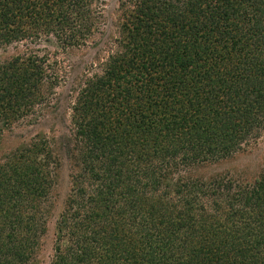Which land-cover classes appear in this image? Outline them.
<instances>
[{
    "label": "trees",
    "instance_id": "trees-1",
    "mask_svg": "<svg viewBox=\"0 0 264 264\" xmlns=\"http://www.w3.org/2000/svg\"><path fill=\"white\" fill-rule=\"evenodd\" d=\"M102 3L0 0V48H23L0 56V140L43 116L59 79L29 45L86 44ZM117 11L66 129L21 135L0 160V264H34L61 156L49 264H264V156L250 180L191 174L264 130V0H117Z\"/></svg>",
    "mask_w": 264,
    "mask_h": 264
},
{
    "label": "rangeland",
    "instance_id": "rangeland-1",
    "mask_svg": "<svg viewBox=\"0 0 264 264\" xmlns=\"http://www.w3.org/2000/svg\"><path fill=\"white\" fill-rule=\"evenodd\" d=\"M103 24L100 32L84 45L78 47H58L50 38L49 42L40 41L29 45L38 54L45 53L49 60L55 61L58 68V81L52 88L49 102L44 107L43 116H36L35 124L22 122L18 126L4 132L0 140V160L9 148L26 135L39 132V134L52 140L69 124L70 108L76 90L84 77L100 69L109 49L112 47V37L115 36L117 25V0H102ZM97 5V3H96ZM17 46L16 49H13ZM20 44L0 48V56L5 57L14 51H21ZM33 120V119H32ZM22 135V136H21ZM21 136V137H20ZM264 156V130L250 145L235 152L231 156L214 163L203 165L192 170V175L207 176L214 173H225L239 179H251L263 164ZM68 165L64 156L60 157V166L55 175V181L49 197L47 222L45 232L39 238L35 251L34 264H49L52 258V245L55 234V223L62 203L68 190Z\"/></svg>",
    "mask_w": 264,
    "mask_h": 264
}]
</instances>
